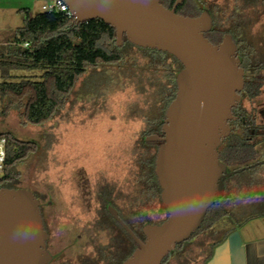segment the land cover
<instances>
[{"label":"rangeland","instance_id":"obj_1","mask_svg":"<svg viewBox=\"0 0 264 264\" xmlns=\"http://www.w3.org/2000/svg\"><path fill=\"white\" fill-rule=\"evenodd\" d=\"M191 1L197 2L201 10L212 9L215 25L220 27L219 30L238 29L240 25L242 38L248 44L264 50V0H257V3L254 0L250 7H246L241 0ZM49 4V0H1L0 44L8 38L10 32L25 26L26 14L21 11L29 10L31 16L35 17L45 13L43 6ZM116 46L117 42L111 43L107 50L119 52L124 57V62L119 65L90 67L75 88L61 97L59 112L45 124L36 126L27 123L19 116L18 106H0L3 110L7 108L0 114V133L8 132L22 142L37 143L35 152H30L17 167V185L44 197L47 215L51 216L48 229L51 234L50 251L55 256L52 264H110L103 260L109 259L107 253L113 252L112 241L115 238L107 232L99 231L98 226L94 239L90 238L93 227L86 226L89 221L88 201L86 208L84 206V210L80 212V223H85L86 227L81 228V225L68 221L65 223L67 227L63 229L62 219L57 218L61 187H68L67 196H71L72 190L74 195L77 191L85 190L88 197L92 176L107 174L113 185L116 181L118 189L121 188V183L127 189L128 204L123 208L127 213L129 203L138 191L134 175L137 173V161L142 150L141 142L150 136L147 134L148 123L158 117L163 109L161 100L167 80L162 69L153 66L141 52L127 48L125 43L119 47L121 51ZM260 75L264 78V72ZM41 76L42 73L38 71H12L10 74L0 71V83L39 80ZM263 84L264 81L261 85ZM257 94L253 99L250 95V101L246 100L244 107L255 111L260 117V113H264V86ZM261 121H264L263 118ZM260 167L262 169L264 165ZM247 173L235 176L237 179L241 178L242 185L235 183V187H238L243 198L238 199L237 204L231 207L241 209L237 211L241 215L250 214L249 205L253 208L251 213L257 212V200L253 196L247 199V196L249 193L259 192L260 187L264 190L262 178L257 179L253 185L249 176H245ZM262 173L264 171L256 176ZM147 203L148 207L143 211L155 222L153 224L162 223L166 216L159 203ZM132 222L137 232L143 235L139 219L133 217ZM81 235H84L82 240H78L77 237ZM203 236L205 234L198 235L177 251V255H186L182 264H204L208 254L205 250H209L210 246H203L207 243L202 242ZM113 254L115 256L117 252ZM101 255L104 256L103 260L99 259Z\"/></svg>","mask_w":264,"mask_h":264},{"label":"water","instance_id":"obj_2","mask_svg":"<svg viewBox=\"0 0 264 264\" xmlns=\"http://www.w3.org/2000/svg\"><path fill=\"white\" fill-rule=\"evenodd\" d=\"M162 0H64L75 26L97 20L116 30L117 43L125 40L168 53L183 69L177 76V93L163 125L164 137L156 157L155 173L168 218L143 228L145 241L111 208V214L138 245L123 264H164L201 229L209 211L224 199L226 183L254 166L232 170L219 149L231 135L233 111L245 87V70L231 34L213 44L212 15L183 16ZM50 235L45 229L41 203L28 189H0V264H51Z\"/></svg>","mask_w":264,"mask_h":264},{"label":"trees","instance_id":"obj_3","mask_svg":"<svg viewBox=\"0 0 264 264\" xmlns=\"http://www.w3.org/2000/svg\"><path fill=\"white\" fill-rule=\"evenodd\" d=\"M176 1L162 0V4L166 8L172 9ZM241 1L249 7L255 2L254 0ZM204 10H201L197 2L185 0L177 8V13L183 16L199 17ZM209 11L212 12V9ZM23 12L26 14L25 26L10 32L8 38L4 40V44H7V46L0 47V71L5 74H10L12 71H38L42 73V76L39 80L26 79L0 83V106L4 105L7 108L12 105L18 106L19 116L27 123L41 126L57 115L60 110L61 97H65L75 88L78 81L88 72L90 67L119 65L124 62V57L119 52L107 50L109 44H116L117 33L114 28L101 20L75 26L73 25L74 19L62 13H40L32 17L29 10L21 11V13ZM219 28L217 30L220 42L224 35L232 34L239 45L247 43L242 38L239 30L240 25H238V29L235 27L228 31L219 30ZM25 44H29V48L25 49ZM125 45L128 46L127 48L141 52L144 57L152 62L153 66H159L164 72L167 85L163 89V99L161 100L163 109L160 112L161 115L158 114V119H155L154 125L147 131L149 135H162V126L167 110L176 98V79L183 69V65L168 53L140 48L131 44L128 40H125ZM116 49L120 50L119 46H116ZM146 62L148 61L146 60ZM7 108H4V110ZM4 110L0 107V114ZM2 138L7 140V160L4 174L0 178V189H21L17 185L19 182L16 173L17 167L30 152H35L37 143L22 142L8 132L0 133V139ZM232 141L233 138L224 144L227 151L221 159L232 170H238L243 167L245 160L234 153ZM141 145L144 153L139 163L140 167H138V191L135 197L131 198L127 212L128 220L126 219L127 224L136 232V228L131 223L133 217L139 219L142 231L145 225L155 223L145 213V210L143 211L148 207L147 202H158L161 210L166 213V208L161 200L162 190L155 173L156 156L160 144H153L144 140ZM228 147H231V149ZM244 147L245 145L241 144V148ZM240 179L234 177L228 180L224 199L209 211L204 224L193 236V239L201 234L207 235L211 232H218L220 240L217 245H222L233 232L249 220L259 217L264 218L263 191L250 196L256 198L254 196L256 195L259 198V201L255 203L256 208L259 206L257 212L242 216L237 212L239 208L231 207V205L237 204L238 199L234 193L238 190V187H235V183L242 185ZM167 217L168 214H166L163 222L167 220ZM112 221L115 226L111 227L104 224V226H98L99 231L111 234L115 238L112 242H121L122 240L126 243L128 245L127 254L113 256L110 251V253H107L109 259L103 260L104 254L99 259L110 262V264H123L131 257L133 249L137 245L120 225L113 219ZM183 246L179 245L177 250H180ZM167 260L168 258L164 263Z\"/></svg>","mask_w":264,"mask_h":264},{"label":"flooded vegetation","instance_id":"obj_4","mask_svg":"<svg viewBox=\"0 0 264 264\" xmlns=\"http://www.w3.org/2000/svg\"><path fill=\"white\" fill-rule=\"evenodd\" d=\"M211 12V11H210ZM212 15V29L210 32L207 33V38L215 45H218L221 43L219 41V32L217 30V27L215 25V16L213 13ZM227 35V34H226ZM232 35V34H231ZM225 36V35H224ZM233 36V35H232ZM224 38V37H223ZM234 38V37H233ZM223 40V39H222ZM235 42L238 45V51L239 56L242 61V67L245 70V87L244 90L241 93L242 100L240 104L234 109L233 115L234 120L231 121V135L227 138V140L224 141L222 146L219 149L220 157L222 158V155L225 154L227 149L225 148V143L233 138L232 144L234 153H237L239 158H243L244 167H250L254 166L257 163L264 161V121H261L262 118L264 120V113H260V117L255 113V111L249 110L244 107V103L246 100L250 101V95L253 99L256 97L259 92V89L264 86L261 85V83L264 81V78L260 75L264 72V50L262 48L257 47L256 45L248 44H240L237 42V40L234 38ZM125 43V42H124ZM262 117V118H261ZM155 119H158L156 117ZM155 119L149 124L148 123V129L154 125ZM166 119V117H165ZM165 122V120H164ZM164 125V123H163ZM163 130V126H162ZM151 136H158V137H164L163 132L162 135L159 134H152L145 138L147 142H149L147 139ZM153 144H161L159 142H149ZM241 144H244L245 147L241 148ZM160 148V147H159ZM231 149V147H228ZM159 150V149H158ZM144 151L141 150V153L138 157V167H140V161L142 160ZM158 153V152H157ZM243 155V156H242ZM157 157V156H156ZM222 160V159H221ZM262 166V165H260ZM253 167L252 169L246 171L248 172L246 176H249V181L254 185V182L257 179L262 178L264 181V174L262 173L260 176H256L258 173L264 171V168L260 169L261 167ZM138 167H137V173L134 175L136 181L138 182L139 178L138 176ZM260 167V168H259ZM262 170V171H261ZM101 172V171H100ZM245 173V172H244ZM111 176V175H110ZM258 177V178H255ZM228 182V181H227ZM264 183V182H263ZM115 184L116 181H115ZM113 185V181L111 178H109V175H93L92 181L89 182V195L87 197V194L83 191H77V193L74 195V190L71 192V196H67V188L64 185L61 187L60 192V198L58 202V219H62V227L65 229V223L68 221H73L77 226L81 225V228L88 226L87 228L93 227L90 238L92 237L94 239L95 229L97 226H104V224H107L111 227L115 226L113 225L112 219L118 224V221L113 217L111 214L110 209H115L120 218L127 224L126 219L128 218L127 213L125 212V208L127 207V189H125V186L121 183V188L118 189L116 185ZM256 184V183H255ZM160 185V184H159ZM252 186V185H250ZM86 189V188H85ZM31 191V190H30ZM260 191H263L260 187ZM33 192V191H32ZM34 193V192H33ZM36 197L39 199L41 203V210L42 215L44 219V225L45 229L48 231L50 238L51 234L48 229V222L50 220V215H47L46 212V206L47 204L44 201V197L41 195H37L34 193ZM88 199V200H87ZM86 201H88V224L86 226L85 223L82 222L80 219L82 217V214L80 213L83 209V207L86 205ZM48 205L51 206V203L48 202ZM86 208V206H85ZM165 213V216H166ZM168 218V217H167ZM128 220V219H127ZM133 225L134 223L131 222ZM92 225V226H91ZM121 226V225H120ZM129 226V225H128ZM61 227V228H62ZM130 227V226H129ZM135 227V225H134ZM131 228V227H130ZM132 229V228H131ZM133 230V229H132ZM134 231V230H133ZM126 232V231H125ZM137 236L142 240L145 241V236L141 235L139 232L134 231ZM127 233V232H126ZM232 235V234H231ZM84 235L78 236V240H82ZM230 237V236H229ZM228 237V238H229ZM50 238L48 240V250L50 251ZM195 239V238H194ZM193 237L191 240H194ZM190 240V241H191ZM220 240L219 233L217 232H211L205 236H203L202 242L205 241L207 243L203 244V246L209 244V250H205L207 256L204 259V264H210L213 258L216 255V251L218 248H220L221 245H217L218 241ZM189 242V241H188ZM187 243V242H186ZM186 243L182 245H186ZM188 244V243H187ZM224 243H222L223 245ZM137 245V244H136ZM138 245L133 249V253L135 252ZM113 252L117 254L115 256H122L123 254H127L128 245L124 242H114L113 244ZM177 249L176 251L168 258L167 262L164 264H182L183 257L186 256L185 253H180L177 255ZM51 252V251H50ZM111 251V253L113 254ZM179 252V251H178ZM51 254L54 257V254L51 252ZM114 256V254H113ZM53 260V262H54ZM52 262V263H53ZM51 263V264H52ZM187 263V262H184ZM189 264V263H188Z\"/></svg>","mask_w":264,"mask_h":264},{"label":"crops","instance_id":"obj_5","mask_svg":"<svg viewBox=\"0 0 264 264\" xmlns=\"http://www.w3.org/2000/svg\"><path fill=\"white\" fill-rule=\"evenodd\" d=\"M1 46L6 47L7 44L3 42L0 44ZM234 194L237 199L243 198L238 190ZM252 194L255 193H249L247 199ZM254 196L256 197L254 199L259 201V198ZM244 200L247 202L245 197ZM251 206H248L250 213L253 209ZM210 264H264V218H254L240 226L217 249Z\"/></svg>","mask_w":264,"mask_h":264},{"label":"built area","instance_id":"obj_6","mask_svg":"<svg viewBox=\"0 0 264 264\" xmlns=\"http://www.w3.org/2000/svg\"><path fill=\"white\" fill-rule=\"evenodd\" d=\"M49 5L43 6V11L48 14L57 13L65 14L67 17L73 19V15L64 2V0H49ZM24 48H29V44H25ZM7 160V140L5 138L0 139V178L3 176L5 171V165Z\"/></svg>","mask_w":264,"mask_h":264}]
</instances>
